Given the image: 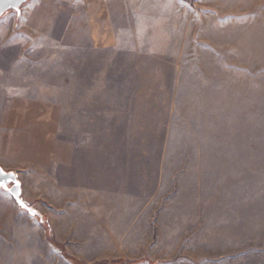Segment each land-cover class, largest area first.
Returning <instances> with one entry per match:
<instances>
[{"label": "rangeland", "instance_id": "1", "mask_svg": "<svg viewBox=\"0 0 264 264\" xmlns=\"http://www.w3.org/2000/svg\"><path fill=\"white\" fill-rule=\"evenodd\" d=\"M6 130L45 223L4 205L0 264H264V0H30Z\"/></svg>", "mask_w": 264, "mask_h": 264}, {"label": "crops", "instance_id": "2", "mask_svg": "<svg viewBox=\"0 0 264 264\" xmlns=\"http://www.w3.org/2000/svg\"><path fill=\"white\" fill-rule=\"evenodd\" d=\"M11 133L10 130L0 133V166L6 171L18 172V170H20L26 163L30 164L31 162H34V160H31V157L23 158V155H31L32 152L31 147L25 140L24 136L19 135L15 138L14 134ZM16 155L18 157H15ZM13 201L14 199L9 192L0 189V216L5 212L4 205H12L14 203Z\"/></svg>", "mask_w": 264, "mask_h": 264}, {"label": "water", "instance_id": "3", "mask_svg": "<svg viewBox=\"0 0 264 264\" xmlns=\"http://www.w3.org/2000/svg\"><path fill=\"white\" fill-rule=\"evenodd\" d=\"M30 0H0V19L9 12L19 13L24 5ZM0 189H4L10 193L17 205L33 217L40 218V212L32 208L23 199V183L19 179L18 174L13 171H6L0 166ZM27 207H22V204Z\"/></svg>", "mask_w": 264, "mask_h": 264}, {"label": "trees", "instance_id": "4", "mask_svg": "<svg viewBox=\"0 0 264 264\" xmlns=\"http://www.w3.org/2000/svg\"><path fill=\"white\" fill-rule=\"evenodd\" d=\"M20 13V12H19ZM40 219H41V221L43 222V223H45L44 221H45V218L42 216V215H40Z\"/></svg>", "mask_w": 264, "mask_h": 264}, {"label": "snow or ice", "instance_id": "5", "mask_svg": "<svg viewBox=\"0 0 264 264\" xmlns=\"http://www.w3.org/2000/svg\"><path fill=\"white\" fill-rule=\"evenodd\" d=\"M0 171H2V170H0ZM21 204H22V207H27L26 205H23V203L21 202Z\"/></svg>", "mask_w": 264, "mask_h": 264}]
</instances>
